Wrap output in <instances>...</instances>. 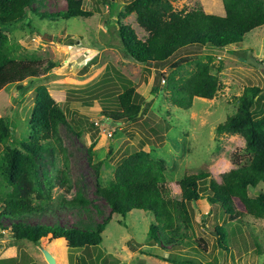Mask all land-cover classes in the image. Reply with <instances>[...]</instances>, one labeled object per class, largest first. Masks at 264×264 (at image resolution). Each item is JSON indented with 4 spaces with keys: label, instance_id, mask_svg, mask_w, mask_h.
<instances>
[{
    "label": "rangeland",
    "instance_id": "obj_1",
    "mask_svg": "<svg viewBox=\"0 0 264 264\" xmlns=\"http://www.w3.org/2000/svg\"><path fill=\"white\" fill-rule=\"evenodd\" d=\"M67 0H50L45 9L66 7ZM82 0V6L92 11L87 18L70 20H38L26 18L5 25L16 55L34 54L43 62L57 63L51 71L37 79L25 80L0 91V116L6 117L12 133L0 144V156L9 147L28 135L29 117L35 105V89L45 85L52 98L67 116V123L58 126L59 143L55 149L38 156L36 169L40 186L47 190L46 180L53 183L68 162L70 196L79 197L75 207H63L32 217L29 222L62 223L84 227L101 223L110 216L103 231V241L97 247L69 248L64 243H44L43 249L27 239H16L10 229V219L0 216V259L25 258L26 264H175L168 257L197 258L203 264H264V219L245 216L231 221L219 207L206 198L192 203V227H181L184 236L177 246L149 245L148 231L152 217L134 209L123 217L111 214L106 201L96 193L97 185L112 180L116 166L130 153L145 149L152 158L165 163L166 185L170 196L181 198L179 180L185 173L204 170L220 180L224 172L239 163L248 162L244 153L245 140L238 133H218L216 127L236 111L233 97L247 86H257L264 93V25L246 34L243 41L224 49H179L166 63L139 65L130 62L119 48L117 18L119 11L131 0ZM175 9H190L202 5L211 14L222 15V0H172ZM224 15V14H223ZM124 22L132 25L139 37L145 32L134 15ZM211 54L213 72H217L221 87L212 99L195 97L192 107L181 109L167 99L165 78L178 65L191 70L189 59ZM109 70L116 82L114 90H123L122 83L130 80L136 101L143 103V116L135 123L116 127L104 121L101 111L113 103L109 98L93 96L89 91ZM119 74V75H118ZM125 77L121 79L120 77ZM110 88L112 83L108 84ZM158 86L153 94L151 90ZM84 90L79 92V90ZM76 90L69 98V91ZM75 97V98H73ZM264 117L262 109L257 113ZM102 161L97 168L95 165ZM54 184L51 202L63 197ZM264 193V182L249 188V195ZM3 226L6 228L3 229ZM215 226H222L227 250L219 244Z\"/></svg>",
    "mask_w": 264,
    "mask_h": 264
},
{
    "label": "trees",
    "instance_id": "obj_2",
    "mask_svg": "<svg viewBox=\"0 0 264 264\" xmlns=\"http://www.w3.org/2000/svg\"><path fill=\"white\" fill-rule=\"evenodd\" d=\"M50 0H0V91L7 86L21 88L25 80L37 79L51 71L57 63L43 62L34 54L16 55L17 46L12 42L11 32L5 25H13L26 18L41 21L70 20L87 18L92 11L82 6V0H67L66 7L53 11L45 9ZM110 7L113 2L106 0ZM224 15L208 13L202 5L187 9H175L172 0H131L119 11L117 30L119 48L130 62L139 65L164 64L175 53L185 47L198 50L224 49L228 45L243 41L246 34L264 25V0H222ZM134 15L135 21L145 32L139 37L134 27L123 20ZM211 54L189 59L191 70L178 65L165 78L164 90L171 104L188 110L195 97L212 99L221 87L218 73L213 72ZM119 75V74H118ZM125 80V77L121 76ZM106 71L101 80L90 87L95 92L113 101L102 109L101 116L116 127L137 122L144 113L143 103L136 101L135 88L130 80L122 83L123 90H114L116 82ZM109 83L112 86L109 87ZM155 86L151 93L155 94ZM84 90H79V92ZM76 90L69 91L68 100ZM35 105L28 122V135L9 147L0 156V216L10 219L7 227L16 239H27L43 249L44 243H64L69 248L87 249L97 247L103 241V231L110 216L102 221L80 226L62 223H31L29 220L55 207H75L79 197L70 196L71 186L67 176L68 162L54 181L46 180L47 190L40 184L36 169L39 154L55 149L59 143L58 126L67 123V116L52 98L45 85L35 89ZM75 98V97H73ZM263 89L247 86L240 95L233 97L236 105L234 114L219 123L218 133H238L244 137V153L248 162L224 172L220 180L208 171L185 173L179 180L181 198L170 196L166 185V166L161 160L151 157L145 149L136 150L126 156L115 168L113 178L106 185H97L96 193L110 207L111 214L126 217L131 210L146 211L152 217L148 231L149 245L171 244L177 246L184 236L181 227H192V203L206 198L208 203L219 207L231 221L245 216L264 219V193L249 195V188L264 182V117L257 113L262 109ZM12 129L6 117L0 116V144L11 136ZM102 164L99 161L95 166ZM57 184L63 197L51 202V190ZM6 227L3 226V229ZM215 226L220 236L219 244L224 247V230ZM175 264H203L197 258L179 259L168 257ZM0 264H26L25 258L8 257Z\"/></svg>",
    "mask_w": 264,
    "mask_h": 264
},
{
    "label": "crops",
    "instance_id": "obj_3",
    "mask_svg": "<svg viewBox=\"0 0 264 264\" xmlns=\"http://www.w3.org/2000/svg\"><path fill=\"white\" fill-rule=\"evenodd\" d=\"M223 14H224V12H223ZM223 14H222V15H223Z\"/></svg>",
    "mask_w": 264,
    "mask_h": 264
},
{
    "label": "bare ground",
    "instance_id": "obj_4",
    "mask_svg": "<svg viewBox=\"0 0 264 264\" xmlns=\"http://www.w3.org/2000/svg\"><path fill=\"white\" fill-rule=\"evenodd\" d=\"M205 99V98H204Z\"/></svg>",
    "mask_w": 264,
    "mask_h": 264
}]
</instances>
